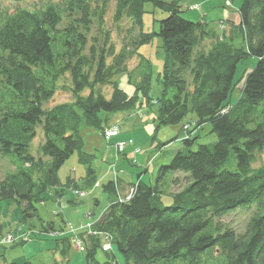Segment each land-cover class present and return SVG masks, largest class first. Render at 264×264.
I'll return each instance as SVG.
<instances>
[{
	"label": "trees",
	"instance_id": "16d2710c",
	"mask_svg": "<svg viewBox=\"0 0 264 264\" xmlns=\"http://www.w3.org/2000/svg\"><path fill=\"white\" fill-rule=\"evenodd\" d=\"M111 1L112 22H129L118 50L105 28ZM145 3L166 14L151 32L142 29ZM237 3L223 0L213 9L218 18L210 19L209 12L196 20L183 15L190 8L180 0H33L12 9L0 4V159L9 164L0 173V200L20 205L21 220L37 215L45 195L64 205L67 188L81 192L74 177L61 182L58 176L75 152L86 166L81 184H94L95 155L83 149L81 127L96 129L116 155L126 147H118L124 142L118 125L115 135L105 136L113 127L106 125L108 113L145 103L155 111V131L194 113L193 125L183 123V133L168 142L178 139L181 146L155 169L154 179L138 174L124 182L115 173L102 184L114 199L98 219L85 226L63 221L55 236L63 256L77 240L87 264H121L116 252L124 264H264V165L253 167L264 153V0ZM154 36L164 58L161 92L153 99L152 62L138 48ZM249 57L257 58L254 67L237 75ZM132 58L136 63L129 68ZM118 74L127 75L132 95L119 86ZM235 89L239 95L231 102ZM60 93L68 99L52 102ZM204 124L214 141L200 142ZM132 152L135 165L140 149ZM166 192L169 204L163 203ZM243 211L248 218L242 231L221 221ZM54 225L48 222L40 233H52ZM2 230L0 223V235ZM98 249L107 256L101 263Z\"/></svg>",
	"mask_w": 264,
	"mask_h": 264
},
{
	"label": "rangeland",
	"instance_id": "374dc122",
	"mask_svg": "<svg viewBox=\"0 0 264 264\" xmlns=\"http://www.w3.org/2000/svg\"><path fill=\"white\" fill-rule=\"evenodd\" d=\"M33 0H0V4L9 7V9L15 6L26 5ZM38 1V0H37ZM42 1V0H41ZM200 1L197 0L198 7ZM234 1L235 6L239 4L240 0ZM181 6L187 5L188 9L183 8V15L186 18L196 20L201 15V10L197 9L195 0H180ZM223 0H209L206 4L208 8H211L210 19L219 17L217 13H213L214 8H218L222 5ZM27 6V5H26ZM196 6V7H193ZM234 6V5H233ZM186 8V7H185ZM145 12L142 18V29L145 32H151L157 30L158 21L165 17L166 14L159 9L153 7L151 3H145ZM114 10V2L111 1L108 7L107 14L105 16V28L108 30L109 35L114 43L115 49L118 50L121 46L123 37L126 36V28L128 21L123 19L119 22H112V15ZM232 10V8H228ZM91 32L93 35L98 33L97 22L91 25ZM161 39L154 36L152 41L141 45L138 48V52L145 57H148L152 62V80L150 97L156 98L160 95L161 85L158 81V73L161 70L164 51L161 48ZM137 59V57H136ZM257 61L255 57H249L243 64H239L237 68V75L241 73L244 68L252 69ZM136 60L132 58L128 62V67L131 68L135 65ZM115 80L118 81L119 86L128 94L132 95L134 92L133 86L129 83L126 74H118L115 76ZM105 91L109 90L108 86H103ZM239 91L237 89L231 95V102H234ZM58 99L52 100V102L68 99V95L60 93ZM47 106H52L50 102ZM153 106L152 108H154ZM155 114L154 109L149 110L145 103L141 107L126 111H118L108 113L106 115V125L116 128L118 125L121 130L120 138L125 142H119L118 147L124 148V152L116 155V147L110 141L107 142L99 132L91 127H81V135L84 138L83 149L89 153H93L95 158L92 161V167L95 169L97 179L94 184L89 187L83 186L80 179L84 177L86 172V166L78 161L77 153H73L58 170V176L61 182H65L67 176L74 177L78 180L80 188V194L77 196L75 193L66 189L64 199V205L57 200L49 198L43 203H37V215L35 217H24L21 220L22 212L20 211V205L14 201L0 200V223L3 226L2 233L0 235V264H9L11 261H26L29 260L31 264H87L85 258V250L80 251L76 242H71L68 247L66 256H63L62 248L63 244L59 240L60 234L56 231L62 226L63 221H67L71 224L81 223L85 226V222L94 221L98 219L105 207L114 199V195L108 191H104L102 184L107 183L110 179L115 178V173L124 182L136 181L137 175L143 181L147 179H154L155 169L164 162L169 161L173 153L181 146L178 139L171 141L172 138L179 137L183 132L182 124L196 120L194 113H189L182 123L177 125H167L160 127L155 131V122L153 116ZM210 125L204 124L200 129V142H210L215 140V136L209 133ZM43 133L41 127H37L36 139H42ZM152 136H155L154 142ZM36 139L34 141H36ZM131 140V142H129ZM162 144L159 150L156 144ZM139 148L140 152L135 155L137 163H131L133 157V150ZM159 150V151H158ZM32 153L33 148H32ZM125 153V154H124ZM157 153V155H155ZM123 154V155H122ZM128 155L127 160L126 157ZM117 156V157H116ZM115 157L117 158L115 160ZM114 163V164H112ZM264 165V153L260 154V157L256 159L253 167ZM8 161L4 158L0 159V173H4L9 168ZM180 184L178 189L182 187ZM171 187L168 191H171ZM175 190V189H174ZM173 190V191H174ZM170 193L166 192L163 195V203L169 204L171 202ZM69 198L67 202L66 199ZM72 201V202H69ZM92 213V214H91ZM248 216L245 211L239 213H231L225 216L221 221L227 225L233 224L238 231H242L245 226ZM66 219V220H65ZM48 222H53L55 225V231L52 233H40L44 226ZM66 222V223H67ZM79 226V227H82ZM66 231V230H65ZM35 233H38L35 235ZM65 234V233H63ZM115 251V248H113ZM117 257L121 264L124 261L119 253L116 252ZM107 258L106 253L100 249L96 252V260L101 263Z\"/></svg>",
	"mask_w": 264,
	"mask_h": 264
},
{
	"label": "crops",
	"instance_id": "0c3cea01",
	"mask_svg": "<svg viewBox=\"0 0 264 264\" xmlns=\"http://www.w3.org/2000/svg\"><path fill=\"white\" fill-rule=\"evenodd\" d=\"M196 1H197V0H195V4H197ZM208 1H209V0H207V1H200V6H199L198 8L201 10V15H202V14L205 15L206 13L208 14L209 12H211V7L208 8V7L206 6V4H207ZM188 4H189V3L185 4L184 6L187 7ZM198 8H197V9H198ZM201 15H200V16H201ZM137 162H138V161H137Z\"/></svg>",
	"mask_w": 264,
	"mask_h": 264
},
{
	"label": "built area",
	"instance_id": "2783aa9c",
	"mask_svg": "<svg viewBox=\"0 0 264 264\" xmlns=\"http://www.w3.org/2000/svg\"><path fill=\"white\" fill-rule=\"evenodd\" d=\"M117 132H118L117 128H113V129L109 130L108 132H106V136L110 137L112 135H115ZM75 242L78 245L79 249L82 250L83 247L81 246V243L77 240ZM107 248H108V245H105L103 247V249H107Z\"/></svg>",
	"mask_w": 264,
	"mask_h": 264
}]
</instances>
